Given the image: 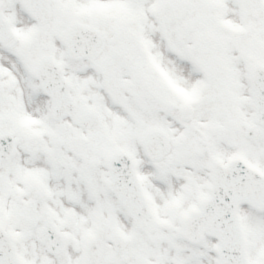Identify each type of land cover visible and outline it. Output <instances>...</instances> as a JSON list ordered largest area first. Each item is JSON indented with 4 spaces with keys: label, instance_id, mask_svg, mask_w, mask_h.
<instances>
[{
    "label": "snow or ice",
    "instance_id": "snow-or-ice-1",
    "mask_svg": "<svg viewBox=\"0 0 264 264\" xmlns=\"http://www.w3.org/2000/svg\"><path fill=\"white\" fill-rule=\"evenodd\" d=\"M0 264H264V0H0Z\"/></svg>",
    "mask_w": 264,
    "mask_h": 264
}]
</instances>
